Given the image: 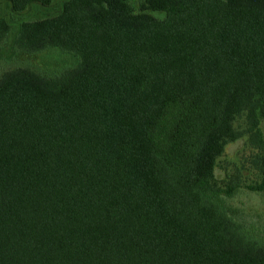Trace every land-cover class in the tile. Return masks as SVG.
Masks as SVG:
<instances>
[{
  "label": "trees",
  "instance_id": "1",
  "mask_svg": "<svg viewBox=\"0 0 264 264\" xmlns=\"http://www.w3.org/2000/svg\"><path fill=\"white\" fill-rule=\"evenodd\" d=\"M0 48L71 59L0 75V264H264L230 203L264 191V0H63L0 17Z\"/></svg>",
  "mask_w": 264,
  "mask_h": 264
},
{
  "label": "rangeland",
  "instance_id": "2",
  "mask_svg": "<svg viewBox=\"0 0 264 264\" xmlns=\"http://www.w3.org/2000/svg\"><path fill=\"white\" fill-rule=\"evenodd\" d=\"M140 0H130L134 7ZM63 0H52V3L43 7L40 5H30L20 12H13L5 0H0V17L5 18L8 22L15 26L18 20L32 19L37 17L49 16L59 11ZM14 19H18L13 21ZM1 49V48H0ZM70 58L63 56L58 49H49L39 53L16 52L13 56L8 55V51L0 50V75L18 65H30L38 70H52L58 68L62 63L70 62ZM259 129L264 139V122H260ZM250 148L245 143V137L228 143L222 155L217 159L215 168V177L218 184L223 185V181L234 174L236 167L245 165L246 155ZM241 177L249 182L253 176L250 169L240 170ZM230 203L240 207L245 211L247 219L253 222L264 223V191L251 192L244 187L232 196Z\"/></svg>",
  "mask_w": 264,
  "mask_h": 264
}]
</instances>
